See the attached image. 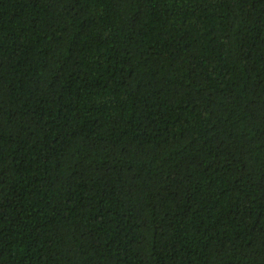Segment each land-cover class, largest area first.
Listing matches in <instances>:
<instances>
[{"label": "trees", "instance_id": "1", "mask_svg": "<svg viewBox=\"0 0 264 264\" xmlns=\"http://www.w3.org/2000/svg\"><path fill=\"white\" fill-rule=\"evenodd\" d=\"M0 264H264V0H0Z\"/></svg>", "mask_w": 264, "mask_h": 264}]
</instances>
